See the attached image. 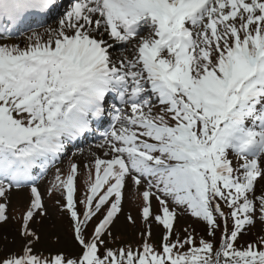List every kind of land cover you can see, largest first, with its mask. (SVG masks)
<instances>
[{
  "label": "snow or ice",
  "instance_id": "1",
  "mask_svg": "<svg viewBox=\"0 0 264 264\" xmlns=\"http://www.w3.org/2000/svg\"><path fill=\"white\" fill-rule=\"evenodd\" d=\"M58 7L0 0V29ZM109 117L95 146L105 158L90 148L84 164L83 198L74 159L51 182L82 252L43 256L29 240L0 264H264V234L237 242L257 218L264 223V0H70L54 27L33 31L23 46L0 43V198L30 186L24 235L38 239L29 221L44 213L33 171H49ZM129 183L143 187L147 230L135 248H112L104 237ZM6 207L0 202V221ZM178 209L204 221L210 238L176 231ZM151 219L164 228L159 245Z\"/></svg>",
  "mask_w": 264,
  "mask_h": 264
},
{
  "label": "rangeland",
  "instance_id": "2",
  "mask_svg": "<svg viewBox=\"0 0 264 264\" xmlns=\"http://www.w3.org/2000/svg\"><path fill=\"white\" fill-rule=\"evenodd\" d=\"M60 18V17H59ZM57 18L55 21L50 22L49 25L40 26L37 29H29L22 32L21 34H12L7 35L6 37H0V43L10 42V43H19L21 46L26 42V38L33 31H39L41 33L48 27H54L59 20ZM113 51L120 52L119 45L113 48ZM154 111H159V106H157ZM102 150L99 151L101 153ZM72 159L77 160V157H72ZM92 159V156L86 158L85 163H89ZM234 162L235 158L233 157ZM69 167V160L63 164L61 167L65 172ZM55 172H52L50 177L46 182H43L42 185L38 188L41 196L42 203L44 207V213L40 214L38 210L34 217L29 221V228L31 231L36 233L38 239H34L31 236H26L23 234V216L27 212L31 204V192L30 186H24L19 189H11L7 201L3 198H0V202L7 204L6 207V216L5 221H0V251L3 254L10 255L16 254L20 255L23 253V248L27 245L29 240H32V248L34 252L42 254L43 256L53 255L58 252L67 253L73 256H78V253L82 252L81 246L75 241L74 231L72 233L70 226L72 223V218L69 211L63 207L64 200L62 194L60 195H50L51 192L48 191L51 188V182L53 180ZM79 180V175L77 178V187L79 192L85 191V180L87 179V169L84 168L83 175L81 174ZM143 187H134L129 184L126 187L124 193V199L122 201V211L117 214L114 218V222L110 225L111 235H106L108 239V245L112 248H119L124 245H131L132 247L137 243L141 244L143 238L140 233L147 230V224L142 216V207L143 200L141 193ZM81 199V198H79ZM78 199V200H79ZM59 202V203H58ZM151 211L153 215L160 211L159 202L153 197L151 199ZM172 205L170 204V207ZM78 210L83 211V206H77ZM227 211V210H225ZM178 217L174 223V228L176 231H179L181 235L184 234V229H188L190 232H194L197 238V242L200 237L208 238V235H205L208 231L206 223L201 219H198L192 216L189 212L178 209ZM131 216L132 220L130 221L128 217ZM102 218L100 215L98 218H95L96 221L93 225H87L85 234L87 236L91 235L94 231L95 225ZM230 228L232 222L229 221ZM264 229V223L257 218L255 226L249 227L242 232L238 237V243L246 245L248 242L254 240L257 236L264 234L262 233ZM151 242L159 245L164 228L162 225L157 223L154 219H151ZM207 237V238H206ZM72 248V251L68 253L67 249ZM64 251V252H62ZM47 254V255H46Z\"/></svg>",
  "mask_w": 264,
  "mask_h": 264
},
{
  "label": "bare ground",
  "instance_id": "3",
  "mask_svg": "<svg viewBox=\"0 0 264 264\" xmlns=\"http://www.w3.org/2000/svg\"><path fill=\"white\" fill-rule=\"evenodd\" d=\"M56 10H57V9H56ZM52 12H53V11H52ZM52 12L49 13L50 15H52L51 17H53L55 11H54V13H52ZM62 13H63V10H61V11H60L59 13H57V14H58V15H61ZM40 14H41L40 12H32V13H29L28 15H31V16H29V18H31V19L33 20V19H35L36 16H37L36 18H38V15H40ZM26 15H27V14H26ZM32 15H33V16H32ZM32 17H34V18H32ZM28 21H30V20H28ZM19 25H20V24L18 23V24H17V27H21V26H19ZM15 26H16V25H15ZM112 52H113V55H114V56H116V55L119 54L118 52H114L113 49H112ZM109 119H110V117H109L108 119H106L105 122H108Z\"/></svg>",
  "mask_w": 264,
  "mask_h": 264
},
{
  "label": "trees",
  "instance_id": "4",
  "mask_svg": "<svg viewBox=\"0 0 264 264\" xmlns=\"http://www.w3.org/2000/svg\"><path fill=\"white\" fill-rule=\"evenodd\" d=\"M205 235H207V233L205 234ZM207 238V237H206ZM210 237H208L207 239H209ZM220 238H221V232H217L216 233V237H215V239H216V242L218 243L219 242V240H220ZM139 245V243H137L136 245H134L133 247L135 248L136 246H138ZM69 247V246H68ZM70 249V250H69ZM69 250V251H68ZM67 251H68V253H70L71 251H72V248L71 247H69L68 249H67ZM62 252H64V251H62ZM65 253V252H64ZM81 253V252H80ZM80 253H78V255L80 254ZM23 254V253H22ZM22 254H20V255H22ZM65 254H67V253H65ZM47 255V254H46ZM51 254H49V256H50ZM67 255H70V254H67ZM7 256V255H6ZM48 256V255H47ZM2 257H5V255L3 254V252L2 251H0V258H2Z\"/></svg>",
  "mask_w": 264,
  "mask_h": 264
}]
</instances>
